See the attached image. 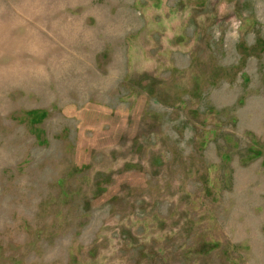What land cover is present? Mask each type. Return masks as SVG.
Returning a JSON list of instances; mask_svg holds the SVG:
<instances>
[{"label":"rangeland","instance_id":"374dc122","mask_svg":"<svg viewBox=\"0 0 264 264\" xmlns=\"http://www.w3.org/2000/svg\"><path fill=\"white\" fill-rule=\"evenodd\" d=\"M0 264H264V0H0Z\"/></svg>","mask_w":264,"mask_h":264}]
</instances>
